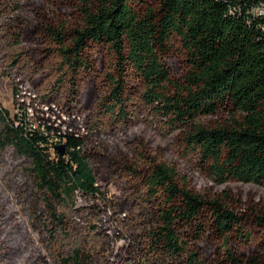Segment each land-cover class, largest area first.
Segmentation results:
<instances>
[{"label":"trees","instance_id":"16d2710c","mask_svg":"<svg viewBox=\"0 0 264 264\" xmlns=\"http://www.w3.org/2000/svg\"><path fill=\"white\" fill-rule=\"evenodd\" d=\"M263 1L77 0L79 25L69 26L31 22L27 0H0V58L15 97L20 79L35 85L50 70L47 100L60 97L78 109L85 87L94 88L99 100L89 130L106 124L127 129L144 107L167 135L176 133L183 156L191 155L214 185L243 182L264 189V17L253 11ZM32 29L50 43L42 54L49 65L26 45ZM181 54L187 69L175 75L173 61ZM135 85L140 101L130 95ZM19 107L11 114L0 103V150L11 149L22 160L20 173L29 184L16 189L17 204L28 216L30 242L39 240L54 264H206V240L221 246L220 258L228 264H264V252L256 249L264 240V207L228 190L202 193L174 160L148 150L137 135L131 140L144 151L138 156L143 163L133 155H126L132 162H112L138 180L145 202L136 213L142 217L131 220L120 211L110 223L125 232L112 240L104 214L113 216L116 206L100 184L87 138L67 134L65 153L55 152L52 136L58 132L32 121L25 103ZM88 210L103 213L102 228H88L101 232V248H88L78 233ZM6 216L5 206L0 264L9 248ZM36 264L49 263L41 257Z\"/></svg>","mask_w":264,"mask_h":264},{"label":"rangeland","instance_id":"374dc122","mask_svg":"<svg viewBox=\"0 0 264 264\" xmlns=\"http://www.w3.org/2000/svg\"><path fill=\"white\" fill-rule=\"evenodd\" d=\"M77 0H27L26 16L31 22L37 18L52 22L67 21L69 26L78 24L80 16L77 14L76 7ZM43 44V49L38 50L37 44ZM28 47L32 48L33 55L40 56V60H44L46 65H49V58L42 54L50 47V43L44 40L41 32L30 30V36L27 40ZM6 62L0 58V103L8 108L11 114L19 110V106L25 103L29 109L31 120L36 124H46L58 132L52 136L53 150L58 152L56 146L66 144V135L73 134L78 137L87 138L89 144V153L98 171L100 184L103 186L105 195L111 199L112 206H116V211L113 216L105 215L107 218V228L115 233L112 240H116L117 235L124 234L123 229H117L110 223L112 219L120 218V211L123 217H129L131 220L141 219L142 215H137L136 211L139 205L144 204L145 195L139 194L140 187L138 180L133 176L130 170L123 165L114 164L112 161H127L132 162L126 155H133V158L140 163L139 155L144 151L139 145L132 142L131 137L137 135L144 139L148 150H159L166 159L175 161L178 165L181 175L187 177L190 185L199 189L202 193L216 196L228 190L236 198L242 197L247 203H254L259 210L264 207V189L253 184L243 182H229L225 185H214L206 176L205 170L198 164V162L191 156L185 155V147L178 140L176 133L167 135L168 128L158 123L154 116L144 107L138 111V118L127 129L125 127L113 126V124H106L101 129L91 131L90 119L96 114L98 108V96L95 95L94 88L85 87L82 94V105L80 108H73L66 104L63 99L59 97L58 100H47L44 98L46 91L44 88L50 83L52 72L44 70L41 77H36V84L27 82L25 79H20L19 92L15 97L13 79L5 74ZM108 65L105 69H108ZM41 68V67H39ZM47 69V66H43ZM38 69L35 67L31 69L33 72ZM50 69V68H49ZM187 69L183 54L176 56L173 61V71L175 75L182 74ZM32 74V72H31ZM26 81V82H24ZM100 83V82H99ZM103 87V84H98ZM131 91L134 94V101L141 100L139 86L135 85ZM17 98L20 102L15 101ZM89 110V111H88ZM128 131V133H126ZM126 153V154H124ZM14 153L11 149L5 152L0 150V209L7 208V216L5 218V232L8 234L9 248L7 250L6 258L3 264H36L37 259L41 257L46 258L49 264H54L48 258L47 251L42 247L41 242H30V237L26 230L28 226V216L24 213L17 204L16 189L19 187H26L29 181L24 175L20 173L21 159H15ZM10 187L11 190H8ZM102 205L103 201H98ZM103 209L104 207L101 206ZM86 215L83 219L82 226H79L78 233L82 236L85 245L90 248H101L104 244V237L98 230H89L92 223H97L100 228V221L103 219V213L98 216L95 211H85ZM144 215V214H143ZM138 216V217H136ZM104 223L102 224V226ZM84 226V227H83ZM117 229V230H116ZM258 231V230H257ZM256 239L259 240L262 235L258 232ZM119 238V237H118ZM36 239V237H35ZM112 242V241H110ZM115 244V243H114ZM257 245V244H256ZM204 260L206 264H228L221 257V246H211L207 240L203 244ZM259 248V249H258ZM263 248V249H262ZM258 252H264V240L260 241L256 246ZM42 254V256H40ZM30 256L37 258L28 263L27 259Z\"/></svg>","mask_w":264,"mask_h":264},{"label":"built area","instance_id":"2783aa9c","mask_svg":"<svg viewBox=\"0 0 264 264\" xmlns=\"http://www.w3.org/2000/svg\"><path fill=\"white\" fill-rule=\"evenodd\" d=\"M253 11L258 15L264 17V1L254 6ZM264 29V24H263Z\"/></svg>","mask_w":264,"mask_h":264},{"label":"water","instance_id":"95a60500","mask_svg":"<svg viewBox=\"0 0 264 264\" xmlns=\"http://www.w3.org/2000/svg\"><path fill=\"white\" fill-rule=\"evenodd\" d=\"M56 148L59 150L60 154H64L65 150H66V144H60V145L56 146Z\"/></svg>","mask_w":264,"mask_h":264}]
</instances>
